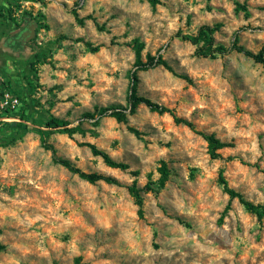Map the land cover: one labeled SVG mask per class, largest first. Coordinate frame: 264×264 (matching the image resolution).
Segmentation results:
<instances>
[{"label":"rangeland","instance_id":"374dc122","mask_svg":"<svg viewBox=\"0 0 264 264\" xmlns=\"http://www.w3.org/2000/svg\"><path fill=\"white\" fill-rule=\"evenodd\" d=\"M239 1L249 15L234 0H0V38L35 24L27 52L11 60L13 79L0 80V264H264V218L236 198L220 220L230 197L218 181L223 168L231 187L264 205V172L251 165L264 169V67L236 51L198 56L177 36L221 23L217 42L264 50V0ZM136 42L144 61L168 65L138 69ZM134 82L138 95L233 145L211 158L204 137L170 113L133 108ZM7 93L15 107L1 105ZM115 104L125 120L96 112ZM51 115L76 131H50ZM87 142L129 168L108 166ZM54 151L122 185L89 182ZM162 160L170 179L144 193L141 218L127 185L158 180Z\"/></svg>","mask_w":264,"mask_h":264},{"label":"trees","instance_id":"16d2710c","mask_svg":"<svg viewBox=\"0 0 264 264\" xmlns=\"http://www.w3.org/2000/svg\"><path fill=\"white\" fill-rule=\"evenodd\" d=\"M148 1L153 6H155L157 3H159L160 0H148ZM234 4H235V10L237 12L242 11L247 15L250 14L249 6L246 2L234 0ZM79 20L80 22H82V19H79ZM221 25H222L221 23H216L213 25L205 24L199 28L196 34L178 33L177 36H181L182 39L188 40L191 43L197 45L196 54L198 56L208 57V58H217L219 55H225L229 52L236 51L239 53H243L247 57L252 58L254 61L260 63L264 67V50H261L259 52H253L252 50L247 49L243 45L238 44L237 41L234 42L231 46H227L223 43L217 42L215 33L221 28ZM143 46L144 44L141 42H136L133 45V48L135 50V64L138 67V69L143 70L149 67H154L156 65H165V66L168 65L167 61L163 59L161 56L156 58L152 56L151 54H148L147 61H144L143 54H142ZM98 49H99L98 46L90 47V50L92 51H97ZM134 80L136 81L137 78H134ZM136 86H137V83L134 82L131 88V94L128 96L129 103L133 108H136L140 103H144L147 106H149L152 110L158 111L160 113H170V115H172L176 123L187 125L189 128L194 130L196 133H199L204 137V139L208 143V153L210 154L211 158L216 159V158L221 157L220 150L225 147L233 145V143L231 142H226V141L221 140L214 133H206L204 131L197 129L196 125L192 121L178 116L177 113L174 111V109H171L167 106L159 105L158 103L153 102L149 98L138 95ZM96 112H98L100 115L104 114L105 112H110V115L112 117H115L119 121H123L126 118V114L123 110V105L121 104L110 105V107L97 108ZM83 116L86 118H95L96 113L86 112L84 113ZM69 124H70L69 121L61 119L54 115H51L48 121L45 123V126L50 131L59 130L61 132H67L69 134H72L76 131V128L69 127ZM24 127L29 128L27 125H24ZM43 141L45 140L43 139ZM85 144L90 147L94 155L102 157V159L108 166L113 167V168H120L124 170L129 168L128 163L121 162V161L114 159L107 151L99 148L94 143L87 142ZM45 146L47 148L53 149L51 145H45ZM229 159H233V157L230 156ZM54 161L56 163L62 164L63 166L67 167L70 171L77 173L81 178L88 180L89 182L93 183L99 180H104L108 183L122 185V183L114 176L106 175V174H102L98 172H86L82 170L81 168L74 165L70 160L58 157L55 151H54ZM248 164H251V163H248ZM251 165L256 166L257 168L261 169L264 172V169L261 167L259 163H254ZM158 170L160 173V177L156 181H153L150 178L149 181L143 187L138 186L136 182H133L132 184L127 185V189L130 195L133 197L135 204L138 206V215L141 218L144 217V213H145L144 193L156 192L159 189L164 188L166 183L170 179L171 170L169 168L168 163L165 160L161 161V165L159 166ZM218 181L220 184L223 185L225 192L228 193L230 197L229 203L224 208L222 215L220 217V220H223L224 216L227 214V212L230 209L231 201L236 198L245 207L247 211L255 214L258 217L259 221L263 220L264 205L255 204L254 202L247 199L243 193L231 187L229 185L227 178L224 175L223 168H221L219 171ZM180 220L182 221V219ZM182 222L186 223L189 226V223L184 222V221ZM5 248L6 246L0 242V252L5 250ZM76 264H83L81 263L80 257L76 259Z\"/></svg>","mask_w":264,"mask_h":264},{"label":"crops","instance_id":"0c3cea01","mask_svg":"<svg viewBox=\"0 0 264 264\" xmlns=\"http://www.w3.org/2000/svg\"><path fill=\"white\" fill-rule=\"evenodd\" d=\"M31 24L26 27H22L17 34L12 33L10 36L0 38V80H4L9 77V80L13 79V65L12 59H22L23 53L27 52L25 44L28 42V38L31 37ZM28 47V46H27ZM25 51V52H24ZM15 53V55H14Z\"/></svg>","mask_w":264,"mask_h":264},{"label":"built area","instance_id":"2783aa9c","mask_svg":"<svg viewBox=\"0 0 264 264\" xmlns=\"http://www.w3.org/2000/svg\"><path fill=\"white\" fill-rule=\"evenodd\" d=\"M4 95H5V100H4L3 103H1V105L3 107H5V105H8V104H11L13 107H15L18 104V99L17 98H15V99L9 98V93L4 94Z\"/></svg>","mask_w":264,"mask_h":264},{"label":"water","instance_id":"95a60500","mask_svg":"<svg viewBox=\"0 0 264 264\" xmlns=\"http://www.w3.org/2000/svg\"><path fill=\"white\" fill-rule=\"evenodd\" d=\"M31 33H32V35H31V37H29L27 40L29 41L31 38H33V36H34V33H35V24H31Z\"/></svg>","mask_w":264,"mask_h":264}]
</instances>
